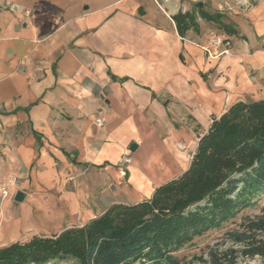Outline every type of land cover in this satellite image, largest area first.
I'll use <instances>...</instances> for the list:
<instances>
[{"label": "crops", "instance_id": "1", "mask_svg": "<svg viewBox=\"0 0 264 264\" xmlns=\"http://www.w3.org/2000/svg\"><path fill=\"white\" fill-rule=\"evenodd\" d=\"M199 2L234 25L237 35L231 37L257 47L264 36V0H0V142L17 172L36 169L35 183L66 191L67 177L77 190L85 174L103 175L105 182L121 178L120 159L138 142L140 126L160 120L154 111H165V98L193 94L191 79L206 88L212 60L202 46L225 34L198 17L199 30L182 37L172 18ZM260 54L243 50L227 58ZM257 60L255 65L262 62ZM131 165L127 190L146 192L153 182ZM71 190L64 194L78 203L80 192ZM113 195L105 207L93 199L86 212L78 207L73 215L95 218L116 202Z\"/></svg>", "mask_w": 264, "mask_h": 264}, {"label": "trees", "instance_id": "2", "mask_svg": "<svg viewBox=\"0 0 264 264\" xmlns=\"http://www.w3.org/2000/svg\"><path fill=\"white\" fill-rule=\"evenodd\" d=\"M198 17L214 22L230 38L237 35L219 11L204 6L172 16L180 36L199 30ZM264 195V98L239 99L211 123L177 177L134 203H113L82 225L52 235L35 234L0 248V264H235L239 255L264 264V205L242 214L224 233L239 248H212L190 259L181 251L195 239L221 229Z\"/></svg>", "mask_w": 264, "mask_h": 264}, {"label": "rangeland", "instance_id": "3", "mask_svg": "<svg viewBox=\"0 0 264 264\" xmlns=\"http://www.w3.org/2000/svg\"><path fill=\"white\" fill-rule=\"evenodd\" d=\"M258 1L260 0H247L249 5ZM217 35L220 33L218 32ZM230 40L233 42V45L229 47L230 55H224L219 60L211 56L206 57L212 60V67L208 72L207 79L202 74L205 69H200L202 72H200V76L206 79H204L206 88L198 87L199 83L196 79L189 80L188 83L194 91L193 94L188 90L186 93L180 91L181 93L176 96L170 94L165 98L163 104L165 111L162 113L154 111L155 114H160L158 115L160 120L153 119L149 121V124L139 127V140L132 142V144H137L136 150H131V144L124 154L131 158L132 165L131 162L124 164L119 161V170L125 171V175L123 174L121 178L113 181L109 179L108 182H105L106 177L103 175L85 174L79 176L82 186H80L81 190H77V182L69 180L66 176L67 191L66 188L60 189L59 187L46 189L45 186L35 183L39 176L36 169L35 172L32 169L31 172L22 175L17 172V167H13L15 159L7 156L3 152L4 150H1V145L5 146L6 143L0 142V184L9 189L7 197L0 196V248L15 241H26L35 234L52 235L66 227L82 225L88 221L87 218L76 217L73 215V211L80 207L86 212V206L90 205L89 200H97L101 207H105L110 194L114 192L112 199L116 202H111L110 205L119 202L130 203L126 202L124 198L137 200L150 194L153 187L179 176L189 166L192 152L196 148L195 141L209 127L213 114L219 113L225 105L228 107L239 99L264 98V36L259 40L257 47L244 44V42L241 44L236 37H230ZM243 50H249L251 54L257 51L263 52V54L255 57L240 55L236 59L227 58L235 53L239 54ZM255 59L256 61L260 59L262 62L255 65L253 63ZM254 77H257L255 83L252 81ZM231 80L233 83H230ZM245 84L248 85L245 87ZM229 96L231 98H228L227 101ZM136 164L141 167L140 169L153 184H147L146 192L132 195L133 191L127 190L129 187H126V184L130 174V165L134 167ZM72 188H74L73 191L80 192L76 199L78 203L73 204V200L64 194L71 192ZM113 188L116 190L114 191ZM18 190L26 191L28 197L26 195L27 198L23 201H16L14 197ZM84 191H87L89 196ZM263 205L264 195L259 198L257 203L247 207L234 220L235 222L230 221L221 229L210 230L196 238L195 245L181 252L188 259L201 253L207 259V252L212 248L220 250L239 248L238 245L226 241L224 233L238 224L242 214L255 215L260 212ZM262 262L263 259L260 257L246 258L242 255L235 259V264H260ZM195 264L210 263L196 261Z\"/></svg>", "mask_w": 264, "mask_h": 264}, {"label": "built area", "instance_id": "4", "mask_svg": "<svg viewBox=\"0 0 264 264\" xmlns=\"http://www.w3.org/2000/svg\"><path fill=\"white\" fill-rule=\"evenodd\" d=\"M223 46H225V47H223ZM231 46H232V41L230 40V38L217 35V36L212 37L209 40L208 45L203 46V50L206 52V54L209 57L211 56L212 58L219 60L222 56L231 54V50L229 49V47H231ZM216 47L221 48V50H219ZM217 49H218V51H216ZM228 98L229 97H227V101H228ZM97 122H98V124L102 125L101 120H98ZM120 162H122L124 164L130 163L131 158L127 155H124V156H122ZM123 174L125 175V171H123ZM8 195H9V189L7 188V186L0 184V196L5 198Z\"/></svg>", "mask_w": 264, "mask_h": 264}, {"label": "water", "instance_id": "5", "mask_svg": "<svg viewBox=\"0 0 264 264\" xmlns=\"http://www.w3.org/2000/svg\"><path fill=\"white\" fill-rule=\"evenodd\" d=\"M198 6L200 7V6H202V2H199L198 3ZM136 148H137V144L136 143H133L132 145H131V150L132 151H134V150H136ZM26 192H24V191H22V190H18L17 192H16V194H15V200L16 201H23L25 198H26Z\"/></svg>", "mask_w": 264, "mask_h": 264}, {"label": "bare ground", "instance_id": "6", "mask_svg": "<svg viewBox=\"0 0 264 264\" xmlns=\"http://www.w3.org/2000/svg\"><path fill=\"white\" fill-rule=\"evenodd\" d=\"M229 98H230V96H229ZM134 175H135V173H134ZM137 176V175H136ZM139 178H140V176H139ZM141 179V178H140ZM132 181V180H131ZM150 181V180H149ZM145 185V184H144ZM151 189V188H150ZM144 191V190H143Z\"/></svg>", "mask_w": 264, "mask_h": 264}]
</instances>
